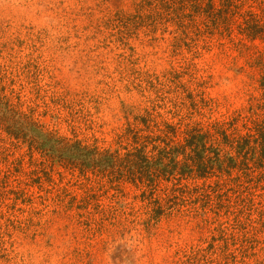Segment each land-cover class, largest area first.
Instances as JSON below:
<instances>
[{"label": "rangeland", "instance_id": "374dc122", "mask_svg": "<svg viewBox=\"0 0 264 264\" xmlns=\"http://www.w3.org/2000/svg\"><path fill=\"white\" fill-rule=\"evenodd\" d=\"M149 2L0 0L1 84L14 89L12 102L48 130L111 149L147 113L180 130L247 134L264 116V38L240 32L238 15L230 33L211 22L187 34L170 22L135 29L134 20L151 22ZM260 2L239 12H258ZM244 162L223 175L221 196L208 188L210 198L178 201L154 218L129 183L95 187L79 203L96 180L51 165L0 128V264H264V177L246 182ZM244 197L252 204L242 206Z\"/></svg>", "mask_w": 264, "mask_h": 264}, {"label": "trees", "instance_id": "16d2710c", "mask_svg": "<svg viewBox=\"0 0 264 264\" xmlns=\"http://www.w3.org/2000/svg\"><path fill=\"white\" fill-rule=\"evenodd\" d=\"M152 1L155 4L149 2L152 9L147 15L153 17L151 22L144 23L141 18L137 25L134 20L135 29L147 24L156 30L159 29L158 26L170 22L187 34L186 30L191 28L200 32L199 25L203 23L209 28L206 23L211 22L214 28L222 26L230 33L233 17L238 15L242 18L237 25L240 32L250 39L264 38L263 4L260 2L261 5H257L258 12L252 11L250 7L239 12L242 9L240 6L256 0ZM134 17L138 18L133 16L127 19L132 20ZM6 78L0 68V128L8 137L26 144L29 151L39 152L44 161L51 162V165L57 162L88 181L96 180L95 184L85 188L79 203L88 205L86 202L96 196V188L107 185L109 188L118 189L120 185L129 183L141 191L142 201L149 200L148 204H153L149 214L158 218L166 210L171 212L176 208L178 201L210 198V191L221 196L218 193L227 187L223 175H231L236 168L241 170L238 158L245 159L241 166L246 182L252 181L254 174L264 177V116L248 128L247 134L237 137L227 134L221 126L206 131L195 127L180 130L178 124L157 121L155 116L148 113L143 116L136 115L117 133V146L111 149L100 147L95 142L88 143L76 135L68 137L48 130L34 118L31 107L23 111L19 109L18 103L12 102L9 94H14V89L8 94L6 86L1 84ZM261 84L264 89V74ZM222 145L229 146L230 151L234 149L236 154L225 151ZM248 160H257L261 165L250 166ZM211 174H215L218 180L215 185H206L204 179ZM240 177L238 174L232 179L241 181ZM198 179L203 180L200 185L195 184ZM208 188L210 191H207ZM247 190V195L253 196L251 188L247 187ZM240 200L242 206L247 202L246 197ZM247 203L252 204V198Z\"/></svg>", "mask_w": 264, "mask_h": 264}]
</instances>
